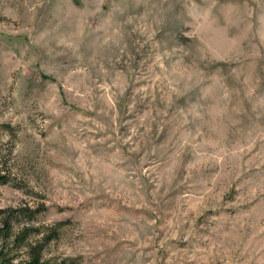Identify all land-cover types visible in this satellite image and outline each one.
Masks as SVG:
<instances>
[{
  "label": "rangeland",
  "instance_id": "rangeland-1",
  "mask_svg": "<svg viewBox=\"0 0 264 264\" xmlns=\"http://www.w3.org/2000/svg\"><path fill=\"white\" fill-rule=\"evenodd\" d=\"M23 205L48 258L264 264V0H0Z\"/></svg>",
  "mask_w": 264,
  "mask_h": 264
},
{
  "label": "trees",
  "instance_id": "trees-1",
  "mask_svg": "<svg viewBox=\"0 0 264 264\" xmlns=\"http://www.w3.org/2000/svg\"><path fill=\"white\" fill-rule=\"evenodd\" d=\"M6 182L1 178V184ZM40 212L27 205L0 208V264H76L69 258L45 257L47 245L58 231H43L34 223Z\"/></svg>",
  "mask_w": 264,
  "mask_h": 264
}]
</instances>
